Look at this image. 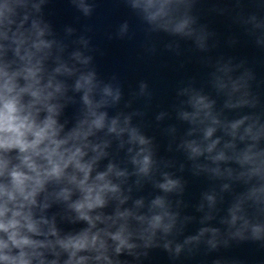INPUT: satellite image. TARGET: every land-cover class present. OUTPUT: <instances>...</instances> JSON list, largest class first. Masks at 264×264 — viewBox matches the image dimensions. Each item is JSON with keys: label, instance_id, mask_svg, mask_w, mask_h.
Wrapping results in <instances>:
<instances>
[{"label": "clouds", "instance_id": "1", "mask_svg": "<svg viewBox=\"0 0 264 264\" xmlns=\"http://www.w3.org/2000/svg\"><path fill=\"white\" fill-rule=\"evenodd\" d=\"M117 2L148 38L162 32L206 52L216 35L199 22L195 10L202 0ZM48 3L0 0V264H142L155 248L175 262L197 255L202 245L206 253L232 242L264 247V101L247 61L221 57L211 64L208 84L223 100L219 107L192 80L178 88L174 111L187 128L178 135L177 126L169 125L164 133L168 152L184 160L161 157L155 138L133 122L143 112L110 115L123 99L118 76L107 82L98 76L84 35L74 41L81 47L67 51L45 18ZM69 3L85 18L98 6L97 0ZM209 12L228 17L264 51V0H213ZM75 31L65 28L66 36ZM134 35L128 20L116 32L120 39ZM165 47L180 54L179 43ZM132 95L152 98L145 81ZM69 106H75L71 118L65 116ZM168 116L162 111L155 119ZM186 170L205 177L210 187L196 205L202 226L179 240L195 219L182 214L188 206ZM146 185L159 194L134 196ZM226 196L222 231L208 222Z\"/></svg>", "mask_w": 264, "mask_h": 264}]
</instances>
